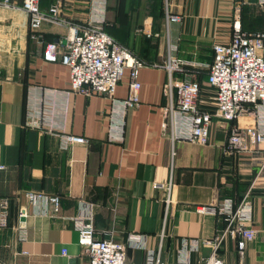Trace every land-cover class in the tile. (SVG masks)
Instances as JSON below:
<instances>
[{
    "label": "crops",
    "instance_id": "crops-1",
    "mask_svg": "<svg viewBox=\"0 0 264 264\" xmlns=\"http://www.w3.org/2000/svg\"><path fill=\"white\" fill-rule=\"evenodd\" d=\"M53 1L40 0V7ZM90 1L63 0L64 17L80 22ZM156 1L107 0V32L146 63L139 70V104L123 113L129 68L113 99L67 97L69 70L61 64L66 29L44 23L39 44L28 35L21 0H0V264H87L67 219L90 213L95 237L122 242L129 263L147 264L152 252L158 264H181L185 246L184 264H201L210 250H192V240L213 238L223 223L195 208L225 199L239 202L250 188L263 146L225 155L232 123L220 118L212 119L206 145L171 142L163 110L169 104L164 94L168 59L193 70L205 89L214 45L230 40L236 10L245 30L263 28L257 0H162L160 8ZM168 15L181 21H168ZM42 88L59 91L57 108L70 107L68 132L89 140L88 145L62 149L58 137L26 123V109ZM254 124L252 112L237 122L244 133ZM262 188L256 180L249 205L241 210V220L252 224L256 237L240 254L236 237L228 235L219 250L228 264H264ZM27 191L57 196L58 212L47 199L30 203ZM22 208L25 216L18 218Z\"/></svg>",
    "mask_w": 264,
    "mask_h": 264
},
{
    "label": "built area",
    "instance_id": "built-area-1",
    "mask_svg": "<svg viewBox=\"0 0 264 264\" xmlns=\"http://www.w3.org/2000/svg\"><path fill=\"white\" fill-rule=\"evenodd\" d=\"M106 4L107 0H91L88 15L77 23L64 17L63 0H54L47 8L40 7V0H21L20 9L27 16L30 39L39 44L43 42L40 30L44 23L66 29L61 64L69 70V87L65 91L67 97L78 94L113 99L125 69L129 68V92L121 102L124 113L139 104L138 76L145 63L107 32ZM257 4L264 16V0H257ZM235 17L230 40L213 48V60L208 67L205 84L210 97H205L207 91L199 83L197 75L193 70L186 69L183 62L170 57L165 65L169 77L164 84V94L169 98V104L163 110V118L165 137L171 142L183 140L206 145L210 142L212 119L220 118L232 123L224 146L225 155L236 156L249 152L252 146H263V160L250 188L239 202L225 199L210 206L195 208L197 213L212 215L223 223L213 238L192 240V250L198 251L201 246L210 250L201 264H228L219 256L228 235L236 237L237 251L240 254L244 252L247 244L255 239L256 231L250 222L241 220V210L249 205V193L258 179L262 181L264 195V25L259 31L244 32L240 11L236 10ZM167 19L175 23L181 21L178 15H168ZM174 73H179L180 77L175 78ZM58 92L40 89L36 102L26 109V123L33 129L58 137L62 149L88 145L89 140L68 132L70 107L67 104L64 108H57ZM250 112L254 114L255 124L244 133L237 122ZM0 169H4V166H0ZM158 187L165 188L164 185ZM25 198L32 204L47 199L53 211L58 212L57 196L27 191ZM24 216L25 209L22 208L18 218ZM67 220L77 232L78 244L87 257V264H132L127 261L126 246L122 242L95 237L91 213ZM62 253L66 254V250H62ZM179 258L181 264L186 263L185 246ZM147 264H158L152 252L148 253Z\"/></svg>",
    "mask_w": 264,
    "mask_h": 264
},
{
    "label": "trees",
    "instance_id": "trees-1",
    "mask_svg": "<svg viewBox=\"0 0 264 264\" xmlns=\"http://www.w3.org/2000/svg\"><path fill=\"white\" fill-rule=\"evenodd\" d=\"M156 5H157V7L158 8H160L161 7V5H162V0H157L156 1ZM241 28H242V31H244V32H248V33H251V31H247V30H245L243 27H242V25H241ZM253 32V31H252ZM109 33V32H108ZM110 34V33H109ZM111 35V34H110ZM115 38V37H114ZM116 39V38H115ZM138 57V56H137ZM139 58V57H138ZM140 60H141V58H139ZM143 63H145L143 60H141ZM146 64V63H145Z\"/></svg>",
    "mask_w": 264,
    "mask_h": 264
}]
</instances>
